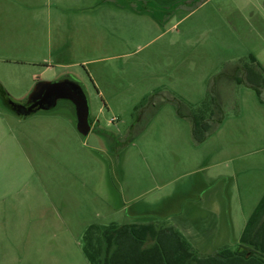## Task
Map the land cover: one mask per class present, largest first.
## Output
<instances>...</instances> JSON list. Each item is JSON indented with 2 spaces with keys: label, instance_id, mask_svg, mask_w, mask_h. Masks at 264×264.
Wrapping results in <instances>:
<instances>
[{
  "label": "rangeland",
  "instance_id": "rangeland-1",
  "mask_svg": "<svg viewBox=\"0 0 264 264\" xmlns=\"http://www.w3.org/2000/svg\"><path fill=\"white\" fill-rule=\"evenodd\" d=\"M114 3L0 0V264H55L54 244L60 263L81 264L92 224L154 222L202 256L235 250L264 194V0ZM64 78L108 136L80 134L69 100L25 116L2 96L26 102ZM25 197L33 218L52 219L43 197L64 216L30 224L40 246L13 259Z\"/></svg>",
  "mask_w": 264,
  "mask_h": 264
},
{
  "label": "trees",
  "instance_id": "trees-1",
  "mask_svg": "<svg viewBox=\"0 0 264 264\" xmlns=\"http://www.w3.org/2000/svg\"><path fill=\"white\" fill-rule=\"evenodd\" d=\"M253 87L260 95V90ZM2 89L8 103L18 102ZM100 133L104 135L103 130ZM84 238L88 245L85 254L91 264H264V194L245 223L235 250L224 247L202 256L176 227L154 222L92 224Z\"/></svg>",
  "mask_w": 264,
  "mask_h": 264
},
{
  "label": "crops",
  "instance_id": "crops-1",
  "mask_svg": "<svg viewBox=\"0 0 264 264\" xmlns=\"http://www.w3.org/2000/svg\"><path fill=\"white\" fill-rule=\"evenodd\" d=\"M156 1H158L161 5H163L162 3H166L165 5H169V4H172V2L174 0H156ZM87 3H89V4H87V6H86L85 9H87V8L90 9V8H92V6H95L98 9L99 6H100V4L103 5L104 7H106V5H112L113 7L115 6L114 0H108V1H105V0H95V2H93V0H87ZM118 8L119 9H123L124 6L121 5ZM139 12L140 11H135L133 13H139ZM95 21H96V18H93L92 19V16L91 15H88V17H86V19H84L82 21L83 22L82 23L83 26L81 25V27L84 28V29L87 28V30L90 31L91 28L93 26H95ZM58 24H60V23H58ZM45 60H47V59H45ZM44 62H46V61H44ZM95 125H97V123ZM101 128L102 127L97 126L96 128H92L91 131H94L97 135L100 136V134H101L100 132H101V130H103ZM1 132L3 134H5L6 131H5V129H3ZM101 135L103 136V134H101ZM104 135L108 136V134H104ZM6 143H7V146L8 147H5L3 149L1 148V152L4 153L6 156L9 155V157H10L11 152H10V149H9V145H12V147H18V145H20V143H17V139H14V138L13 139L12 138H8V140H6ZM23 157L24 156L21 155V158H22L21 160H24L25 161L26 160V157H24V158ZM21 198H24V197L21 196V195H19V199H21ZM26 198L28 200L33 199V197H25V199H24V205L30 203V202H28V200ZM46 200H47V204L45 203ZM48 200H50V199L45 198V197L41 198V201L44 202V205H43L42 210H45L46 212L50 213L51 216H52V219L50 218V216H45V217L36 216L35 218H33V212L31 211V207H29L27 205H26V208L24 207L25 209H24L23 215L25 217H21L22 215L19 217V219H18L19 221L17 223V229L14 230V231L17 230V234L14 235L13 240L12 239L10 240V244H11L10 246H11V248L12 249H16L15 254H14V252H12L11 255L9 254L10 256L14 257L13 259H18L19 257L22 258V257H25V256H31L33 249H35L36 247H39L40 246L38 243L33 242L32 241L33 240L32 238L29 239V234H30L29 225L30 224L32 225L33 222H36V223H38V229H39V231H44L45 229H49L46 226H44L42 228L40 227V224H43V223H46L47 224V222L45 220L51 219V220H49L48 224L49 223L50 224H55V226H56V222L57 223L58 222L62 223L60 220L63 219V216L64 215L61 214L60 210L57 208V206L55 205V203H52L51 202L52 203L51 204V203H49ZM132 224H136V223H132ZM55 226H53L52 229L55 228ZM7 249H8V247L5 248V250H7ZM58 250H59L58 249V246L56 244H54V245H52L51 250H50V252H49L48 255L50 256V258H52V262L53 263H55V264H62V263H60L57 260V257H58L57 256V252H58ZM4 251H2L4 253V255H7V253H5ZM48 251H49V249L47 248L46 253ZM77 252H78V255H79V262L81 264H91L88 258L86 259L84 256H82V254H81L82 251L81 250H78ZM39 262L42 263L43 261L40 260Z\"/></svg>",
  "mask_w": 264,
  "mask_h": 264
},
{
  "label": "water",
  "instance_id": "water-1",
  "mask_svg": "<svg viewBox=\"0 0 264 264\" xmlns=\"http://www.w3.org/2000/svg\"><path fill=\"white\" fill-rule=\"evenodd\" d=\"M87 97L81 84L71 78L39 81L26 102L10 101L9 104L14 109L10 106L8 108L17 114L27 116L39 110H50L57 105L59 100H69L73 103L76 111L78 132L87 136L92 130L91 120H94L90 116V105Z\"/></svg>",
  "mask_w": 264,
  "mask_h": 264
},
{
  "label": "flooded vegetation",
  "instance_id": "flooded-vegetation-1",
  "mask_svg": "<svg viewBox=\"0 0 264 264\" xmlns=\"http://www.w3.org/2000/svg\"><path fill=\"white\" fill-rule=\"evenodd\" d=\"M2 92H3V90H2ZM4 92H3V99H4V101H5V103H6V105L9 107H11V108H13L9 103H8V99H7V97H4ZM8 96V95H7ZM37 100H39V99H37ZM17 103H21V102H17ZM10 109V108H9ZM91 123H92V128H96V122L94 121V120H91ZM104 134H106L105 132H104Z\"/></svg>",
  "mask_w": 264,
  "mask_h": 264
}]
</instances>
